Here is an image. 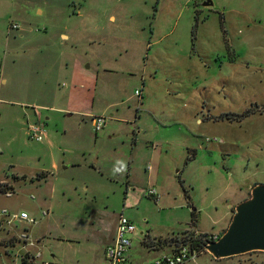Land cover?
Returning <instances> with one entry per match:
<instances>
[{
	"label": "rangeland",
	"instance_id": "obj_1",
	"mask_svg": "<svg viewBox=\"0 0 264 264\" xmlns=\"http://www.w3.org/2000/svg\"><path fill=\"white\" fill-rule=\"evenodd\" d=\"M205 1L0 0V264H26V229L38 264H94L121 212L144 264L146 234H222L264 183V0ZM5 208L37 221L2 225Z\"/></svg>",
	"mask_w": 264,
	"mask_h": 264
},
{
	"label": "built area",
	"instance_id": "obj_2",
	"mask_svg": "<svg viewBox=\"0 0 264 264\" xmlns=\"http://www.w3.org/2000/svg\"><path fill=\"white\" fill-rule=\"evenodd\" d=\"M17 26V25H15ZM136 94L142 96V89H137ZM93 127L96 132L100 131L108 122L107 116L104 114H94L92 116ZM29 134L32 138L43 139L46 135V130L43 122L30 123ZM13 190L6 192L11 194ZM149 194L155 196L156 199L160 198V194L157 189L151 187L149 189ZM2 213L4 215L10 216L7 219L11 222L13 219L20 218L29 223H34L37 221L35 216H31L28 211L22 210L20 213H11L8 209H3ZM44 214L50 213V210L43 211ZM138 229L136 222L129 216L121 212L118 218L117 232L114 240L106 246L105 254L107 264H131L130 260V249L133 245V233ZM221 236V233H208V240H216ZM18 241L24 242L25 251L22 253L28 254L30 259H32L36 264V258L41 256V252L38 250L34 253L29 245H35L38 240L36 238L30 239V234L28 230L22 231L17 234ZM200 253L191 248L189 244H181L174 251L169 253H164L159 256L154 257L145 264H189L192 261H197V257ZM40 264H54L50 260H42Z\"/></svg>",
	"mask_w": 264,
	"mask_h": 264
},
{
	"label": "water",
	"instance_id": "obj_3",
	"mask_svg": "<svg viewBox=\"0 0 264 264\" xmlns=\"http://www.w3.org/2000/svg\"><path fill=\"white\" fill-rule=\"evenodd\" d=\"M205 248L216 258L264 250V183L253 185L250 195L235 206L227 229L218 239L208 240Z\"/></svg>",
	"mask_w": 264,
	"mask_h": 264
},
{
	"label": "crops",
	"instance_id": "obj_4",
	"mask_svg": "<svg viewBox=\"0 0 264 264\" xmlns=\"http://www.w3.org/2000/svg\"><path fill=\"white\" fill-rule=\"evenodd\" d=\"M212 3V1H211ZM228 46H230L228 44ZM142 92L144 94V90L142 89ZM143 94H142V97H143ZM141 97V98H142ZM101 114V113H100ZM39 116H40V113H39ZM248 197V196H247ZM246 197V198H247ZM245 199V198H244ZM240 200H243V199H240ZM240 202V201H239ZM233 206H231V209H232ZM49 214V213H48ZM119 218V217H118ZM131 218V217H130ZM16 219H20V218H16ZM132 219V218H131ZM14 220V219H13ZM12 220V221H13ZM11 221V222H12ZM5 222L7 223H10L8 222L7 220H2V225L5 224ZM117 223H118V219H117ZM117 223L115 224V227L114 229L111 231V232H108L105 234L104 237H102L100 240H99V244L97 245L98 247L95 249V251L93 252V263L94 264H107V260H106V254H105V249H106V246L111 243L114 238H115V235H116V232H117ZM9 231V229H8ZM7 231V232H8ZM22 232V231H21ZM138 232V229L133 233V245L129 251L130 253V260H131V264H133V257L134 256V251H135V246H134V243H135V237H136V233ZM19 233V232H18ZM16 232V234H18ZM141 234H144V231L142 230L141 231ZM179 234V233H177ZM176 232H174L172 235L170 236H174V235H177ZM170 236H167V237H161L162 240H159V239H155L152 237V234L151 232H149L148 234H146V236L143 239V241H152L150 244H148L149 246V249H154L156 252L158 251V254L161 255V254H164V253H169V252H172L175 250V247H173L174 245L169 242V241H166L165 238L168 239H172V237L170 238ZM38 240V243L39 242H42V240H44L45 238V235L42 234L40 236H37V237H34ZM159 240V241H158ZM37 243V244H38ZM157 255V256H159ZM153 259V258H152ZM148 262V261H147ZM146 262V263H147ZM57 264H60L59 262ZM145 264V263H144Z\"/></svg>",
	"mask_w": 264,
	"mask_h": 264
},
{
	"label": "trees",
	"instance_id": "obj_5",
	"mask_svg": "<svg viewBox=\"0 0 264 264\" xmlns=\"http://www.w3.org/2000/svg\"><path fill=\"white\" fill-rule=\"evenodd\" d=\"M44 176V174H43ZM172 239H166V241L171 242L174 244L175 249L181 245V244H189L191 248L197 250L199 253H202L203 251H207L205 248L206 240L208 239V232H201V231H195L192 229H186L182 234H177L174 236H170ZM159 240H162L160 237ZM158 240V241H159ZM152 241H147V243H151ZM22 260L26 264H36L32 259H30V256L28 254L22 255Z\"/></svg>",
	"mask_w": 264,
	"mask_h": 264
}]
</instances>
